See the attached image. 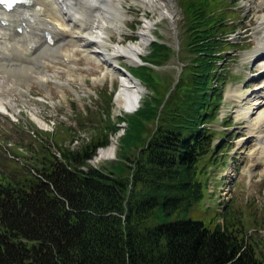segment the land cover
<instances>
[{
  "label": "trees",
  "instance_id": "trees-1",
  "mask_svg": "<svg viewBox=\"0 0 264 264\" xmlns=\"http://www.w3.org/2000/svg\"><path fill=\"white\" fill-rule=\"evenodd\" d=\"M183 1L196 55L165 103L157 82L158 95L80 148H48L36 164L0 174V264H263L256 239L237 223L212 227L191 214L205 196L201 164L215 152L216 54L231 31L220 29L228 22L219 0ZM152 48L150 61L167 59L165 43ZM131 68L155 86L152 66ZM120 121H128L121 156L109 170L93 165L111 141L104 130Z\"/></svg>",
  "mask_w": 264,
  "mask_h": 264
},
{
  "label": "rangeland",
  "instance_id": "rangeland-1",
  "mask_svg": "<svg viewBox=\"0 0 264 264\" xmlns=\"http://www.w3.org/2000/svg\"><path fill=\"white\" fill-rule=\"evenodd\" d=\"M122 1L126 12L123 35L112 31L108 43H145L140 59L153 67L155 86L146 81L141 83L128 74L132 66L140 63L126 57L108 58L106 63L104 55L89 63L78 53L75 59L82 69L80 80L63 73L48 84H42L18 73L21 80L18 84L12 80L14 75H10L3 87L6 92L0 94V104L8 107L0 109V174L10 175L24 166L36 164L48 148L58 153L59 147L80 148L97 137L104 123L112 125L118 121V115L132 113L116 103V94L123 84L131 87L140 83L142 100L145 96L158 95L159 86L162 103L175 90L184 68L192 64V57L196 55L189 46L190 30L184 1H169L172 15L160 7L163 1L157 0L159 3L153 7L138 0ZM219 1L223 5L224 21L228 22L220 29L232 33L230 42L224 43L216 54L219 76L216 81L219 80L220 88L216 91L222 99L218 102L216 117L208 123L215 133V152L208 154L201 164L199 178L203 181L205 196L195 204L191 214L212 227L216 222L224 224L226 218L237 223L248 237L256 239L264 264V161L260 157V140L252 132L258 116L256 112L246 116L243 109L257 98H264V91L255 92L264 85V66L261 58L253 55L263 33L264 5L262 0ZM172 17L175 29L170 21ZM144 31L147 36L143 35ZM139 34L141 40H138ZM154 39L170 49L167 59L158 64L148 58ZM48 74L55 76L51 69ZM58 80L62 85L58 86ZM235 91L244 94L242 100L232 95L239 94ZM260 107L264 110V102ZM127 124L128 121H120L118 129L104 130L111 133L115 155L107 157L113 152L110 142L107 146L112 152L101 156V151L107 152L109 148L99 146L90 163L111 169L112 162L122 154L120 146ZM149 127L154 130L152 123ZM141 147L126 150L131 161Z\"/></svg>",
  "mask_w": 264,
  "mask_h": 264
},
{
  "label": "bare ground",
  "instance_id": "bare-ground-1",
  "mask_svg": "<svg viewBox=\"0 0 264 264\" xmlns=\"http://www.w3.org/2000/svg\"><path fill=\"white\" fill-rule=\"evenodd\" d=\"M138 1L150 7L158 2ZM159 1H163L164 5L160 7L169 14L171 9L168 4L171 0ZM122 3V0H33L30 5L17 6L10 11L0 7V94L6 92L3 87L10 75H14L13 82L20 83L18 73L42 84H48L63 73L82 79V69L75 59L76 53L82 54L89 63L102 55L107 57L104 60L106 63L109 59L117 60L119 57H126L130 61L140 58L145 43L141 45H136V42L108 43L112 31L123 35L126 12ZM261 3L264 5V0ZM170 19L173 21L174 18ZM261 25L262 37L253 55L260 57L264 66V19ZM18 26L22 29H17ZM146 27L148 29V26ZM47 31L51 34L50 38L45 34ZM143 35L147 36V32L144 31ZM138 40H141L140 34ZM50 69L55 76L48 74ZM56 83L58 86L62 85L60 80ZM140 90H143L140 83H135L131 87L123 84L116 94L117 105L127 112L135 111L141 99ZM259 91H264V85L255 92ZM232 95L241 99L244 94L240 92ZM263 102L264 98L259 100L257 98L254 103L243 109L246 116L253 112L258 116L252 132L260 140V157L264 161V110L260 107ZM4 107H7L6 104L1 103L0 109ZM113 142L110 144L113 152L107 146L109 150L101 151V156L109 155L110 152L112 153L107 157L114 156L116 146Z\"/></svg>",
  "mask_w": 264,
  "mask_h": 264
},
{
  "label": "water",
  "instance_id": "water-1",
  "mask_svg": "<svg viewBox=\"0 0 264 264\" xmlns=\"http://www.w3.org/2000/svg\"><path fill=\"white\" fill-rule=\"evenodd\" d=\"M137 106H139V103L137 104ZM137 108V107H136Z\"/></svg>",
  "mask_w": 264,
  "mask_h": 264
}]
</instances>
